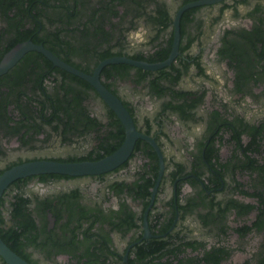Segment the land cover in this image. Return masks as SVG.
<instances>
[{
	"label": "flooded vegetation",
	"instance_id": "af4514ba",
	"mask_svg": "<svg viewBox=\"0 0 264 264\" xmlns=\"http://www.w3.org/2000/svg\"><path fill=\"white\" fill-rule=\"evenodd\" d=\"M28 40L87 74L171 57L98 74L154 144L3 191L0 234L31 264H264V0H0V59ZM124 137L97 90L42 53L0 75V173L96 160Z\"/></svg>",
	"mask_w": 264,
	"mask_h": 264
},
{
	"label": "water",
	"instance_id": "95a60500",
	"mask_svg": "<svg viewBox=\"0 0 264 264\" xmlns=\"http://www.w3.org/2000/svg\"><path fill=\"white\" fill-rule=\"evenodd\" d=\"M31 50H35L44 54L53 62L54 65L61 67L62 69L71 72L89 82L120 119L125 128V137L121 145L116 150L96 160L66 162L51 159H38L12 165L0 173V196L10 183L19 178L27 176L38 174L82 176L104 173L115 168L127 159L137 138H144L153 143V141L148 136L136 131L130 114L118 97H116L100 83L98 74L101 68L108 63L126 62L146 69H156L169 63L171 57L165 62L154 64L135 61L126 57H111L100 62L92 74H87L62 61L42 45L35 44L28 40L17 43L2 56L0 59V75L7 72L26 52ZM0 256L7 264H30L15 251H13L2 240L1 237Z\"/></svg>",
	"mask_w": 264,
	"mask_h": 264
},
{
	"label": "trees",
	"instance_id": "16d2710c",
	"mask_svg": "<svg viewBox=\"0 0 264 264\" xmlns=\"http://www.w3.org/2000/svg\"><path fill=\"white\" fill-rule=\"evenodd\" d=\"M23 39H20L19 41H21ZM18 42V41H17ZM12 46V45H11ZM10 46V47H11ZM9 47V48H10ZM82 80V79H81ZM83 81V80H82ZM113 152V151H112ZM111 152H108V154ZM92 160V159H91ZM60 161V160H57ZM71 162V161H69ZM52 175V174H51ZM53 175H60V174H53ZM25 225L22 222H17L16 224H14V226L10 229L9 232V236L12 240L17 241V235L20 233L21 230L25 229L24 228ZM2 240L13 250L15 251L18 255H20L22 258H24L26 261H28L27 257L25 255H23L18 249L17 246L14 244L9 243V240H7L4 236L3 233L1 232L0 234ZM29 262V261H28ZM30 263V262H29ZM31 264V263H30Z\"/></svg>",
	"mask_w": 264,
	"mask_h": 264
}]
</instances>
